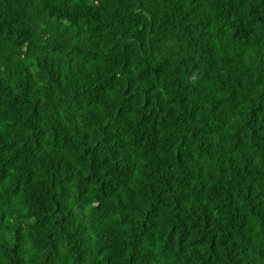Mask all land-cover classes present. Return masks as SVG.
Masks as SVG:
<instances>
[{"label": "trees", "instance_id": "trees-1", "mask_svg": "<svg viewBox=\"0 0 264 264\" xmlns=\"http://www.w3.org/2000/svg\"><path fill=\"white\" fill-rule=\"evenodd\" d=\"M0 264H264V0H0Z\"/></svg>", "mask_w": 264, "mask_h": 264}]
</instances>
